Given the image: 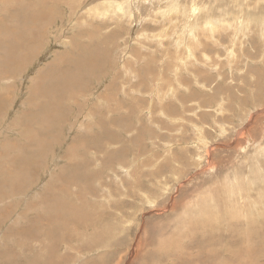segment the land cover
<instances>
[{
	"label": "rangeland",
	"instance_id": "1",
	"mask_svg": "<svg viewBox=\"0 0 264 264\" xmlns=\"http://www.w3.org/2000/svg\"><path fill=\"white\" fill-rule=\"evenodd\" d=\"M32 1L0 0V17L14 16L16 26L27 24V11L47 19L23 37L41 43L26 50L31 58L20 53L15 71L0 66V95L11 97L0 113V145L36 132L37 121L26 133L20 127L26 114L50 122L45 112L57 101L37 88L45 65L47 77L61 70L70 84L54 109L59 141L44 147L31 179L20 170L27 157L0 149V264H264V0H37L43 9ZM171 3L195 9L193 24L215 22L198 38L214 58L210 68L183 65V36L163 29ZM169 15L174 26L187 13ZM76 34L79 44L101 41L100 64L84 86L75 71L88 53L67 51ZM61 56L66 66L51 68ZM127 57H136V78L121 68ZM32 139L39 148L42 138ZM42 212L52 227L33 224L35 237L10 233Z\"/></svg>",
	"mask_w": 264,
	"mask_h": 264
},
{
	"label": "bare ground",
	"instance_id": "2",
	"mask_svg": "<svg viewBox=\"0 0 264 264\" xmlns=\"http://www.w3.org/2000/svg\"><path fill=\"white\" fill-rule=\"evenodd\" d=\"M14 2H16L17 4L21 3V0H13ZM36 4L40 5L39 3H37L36 1L37 0H34ZM52 1V0H51ZM64 0H53L52 2L54 4L58 3V2H63ZM132 1H135L137 2L138 0H130L131 4H132ZM144 1V0H142ZM141 2V0H140ZM31 3L33 5V1L31 0ZM119 1L115 3L116 7L118 8L119 6ZM139 4V2H138ZM29 5L26 4V6ZM137 5V4H136ZM44 7L40 5V9H43ZM5 9V8H4ZM15 9V8H13ZM26 9V8H25ZM28 12V22L27 24H25L24 26H16V24L14 23L13 19L14 16L12 15H8L9 18H5V17H0V48L4 49V53L2 54V56L0 55V66L4 68V73L8 72L9 70L11 71V68L13 67V71H15L18 67H19V64L16 63V60L18 58V55L21 53V60L25 61V58H31L30 54H28L26 52V50H29V48H32V49H36L38 48V46L40 45L41 46V43H39V40L37 41H34L35 40V37H33V39L30 41L29 38H27V40H23V37L25 38V35H28L30 36L31 38V35H35V28L38 26V24L40 22H43L45 19H46V13H43V14H40V13H35V14H30L29 11ZM91 13V12H90ZM96 13L97 11H93L92 14L95 15L96 17ZM170 13H187V15H185V18H180V16H175L177 19L176 21H178L180 23V25H175L174 26H169L171 23L174 22V16H170L169 14ZM150 14V13H149ZM167 14H168V21H167V24H164L165 21H166V17L163 16V18L161 20H157L160 22V24H164L166 25V27H163V29H166L167 30V27L168 29L172 28V29H176L177 31V37L182 35L183 38H177L178 39V45L180 46V44L182 45L183 49H184V52L186 54V60L184 61L183 65H186L187 63H189L191 66H194V64H200L201 66L205 67V68H210L211 65H213L215 63L214 61V58L213 57H209L208 55L204 54L205 50L201 47V44L203 43L200 39V32L202 35L203 32H208L209 33V36L213 33V28H214V25H215V22H213L212 20H205L203 22V24H200L198 23H195L193 24V21L191 22L190 21V17H193L195 16V9H189L187 10L186 8H183V11L180 10L179 6L176 4V3H171L170 4V8H169V12L167 11ZM166 14V15H167ZM172 15V14H171ZM149 16V15H148ZM135 17V16H134ZM153 17V16H152ZM139 19V17H136ZM146 18V17H145ZM154 18V17H153ZM152 18V19H153ZM161 18V17H160ZM137 19V20H138ZM47 20V19H46ZM125 20V21H133V19L131 20V16L125 18V19H122V21ZM136 20V21H137ZM150 20V19H148ZM199 20V19H198ZM141 21V20H140ZM156 21V20H155ZM156 21V23H157ZM150 22V21H148ZM139 23V21L137 22ZM146 23V22H145ZM144 23V24H145ZM135 25V24H134ZM160 26V25H159ZM162 27V26H161ZM264 27V26H263ZM263 27L261 28V30L263 29ZM237 29V28H236ZM165 30V31H166ZM238 30V29H237ZM236 30V32H237ZM41 33V32H40ZM139 34H137L136 36H138ZM163 35V34H162ZM168 34L166 33L165 36H167ZM78 34L74 35L73 37V42L69 45L70 46V49L67 50L69 51L70 53H77V50H79L80 52H87L88 55L81 61V62H78L77 64V69H76V73L79 74L80 76V79L82 81V84L84 86V79L86 76H89V75H92L93 73H95L98 69V64H100V62L97 60V56H96V51L97 49L99 48L98 46V43H100L101 45V41H96V42H92L93 44L91 45L90 42L86 43V44H79L77 43L75 40L78 38L77 37ZM264 38V36H262ZM112 39H114L115 37H110ZM263 41V40H262ZM33 42H35L34 44H32ZM211 45H212V41H210ZM200 45V46H199ZM264 46V45H263ZM165 49V48H164ZM1 50V49H0ZM197 50H200V53H201V57L198 56L197 54ZM78 51V52H79ZM1 52V51H0ZM177 54V53H176ZM30 56V57H29ZM3 58V59H2ZM135 58L136 57H130V58H126L122 65H121V68L123 69V72L124 74H132V78H136L135 75L138 74V72H136V68L133 67L135 66ZM57 60H60L58 62H60L59 64L56 63ZM62 61V62H61ZM67 63V58L66 56H61V57H57V58H53V60L51 61V63L49 64L51 66V68H56V69H59L60 67H64L66 66V63H63L65 62ZM27 62V61H26ZM262 66V65H261ZM0 67V68H1ZM46 65L44 66L43 68V73H42V76L38 77V81H39V85H38V89H40V92L43 91V93H45L49 98H51L52 100L54 101H57L56 103V106L58 105H61V102H65L64 99H61V91L70 84V79L68 77H65L64 75H61V70H57L56 71H53L52 73H50L48 75V77L45 75V70L48 69V67H46ZM250 67V66H249ZM252 67V66H251ZM256 67V66H255ZM51 68H49L48 72L51 71ZM253 69V68H252ZM219 70V69H217ZM255 70V69H254ZM255 72V71H254ZM253 72V73H254ZM137 73V74H136ZM252 73V72H251ZM77 74L73 75V76H76ZM261 75V74H260ZM259 75V76H260ZM130 78V79H132ZM178 75H173L172 76V80L173 81H178ZM223 78V76L221 77ZM260 78V77H259ZM41 80H47V83L45 86H40L42 85L43 83L41 82ZM217 80V78H216ZM222 80V79H221ZM225 80V79H224ZM219 81V80H218ZM123 82V80H122ZM125 83V82H124ZM129 83V82H128ZM127 83V84H128ZM169 83V82H168ZM221 83V82H220ZM226 83V82H225ZM126 84V85H127ZM222 84V83H221ZM125 85V84H124ZM140 85V84H139ZM170 85H171V82H170ZM160 85L157 86V88L159 87ZM163 86V85H162ZM129 87V86H128ZM172 88V87H171ZM5 87H1L0 91L1 90H4ZM123 89V88H122ZM128 89V88H127ZM167 89V88H166ZM158 90V89H157ZM173 91V90H172ZM65 92V91H64ZM86 92V91H85ZM139 92V91H138ZM158 92V91H157ZM165 92V91H164ZM167 92V91H166ZM165 92V93H166ZM1 93V92H0ZM126 93V92H125ZM149 93H152V92H149ZM155 93V91H154ZM171 93V92H169ZM155 95V94H154ZM152 95V96H154ZM164 95V94H163ZM161 96V95H160ZM165 96H167L165 94ZM44 97V96H42ZM100 97V96H99ZM104 97V96H103ZM110 97V96H109ZM132 97V96H131ZM158 97V96H157ZM169 97V96H168ZM9 96H5V95H0V113L2 114L4 111L8 110L5 109L6 106H7V103H8V100H9ZM174 98L175 99H178L176 93H174ZM36 99H40V93L37 94L36 96ZM100 99V98H98ZM133 99V98H132ZM150 99V98H149ZM158 99V98H157ZM102 100V99H101ZM50 102V101H49ZM137 102V101H136ZM150 102V101H149ZM161 102V100H160ZM135 103V102H134ZM151 103V102H150ZM161 104V103H160ZM165 104V103H164ZM154 105V104H153ZM55 106V107H56ZM164 106V105H163ZM162 106V107H163ZM55 107H49L48 109H46V112H45V115H49V118H50V122H47V123H43V120L41 119H33L31 121V118L29 115H24L22 118H21V121H20V127L23 128L24 132L25 131H29L30 129H28L27 127H32V126H35V122L37 121L38 122V127H37V130L36 132H33V133H30V135H28L29 137L26 138L28 140H26V142H23V141H19L18 139H10V140H7V144H5L4 146L0 145L1 148L0 149H5L7 146L10 145V148L11 150H14L16 152H19L21 153L18 157L14 156V160H20V159H23L25 157H27V159L25 160L24 164H23V167H20V170H22L23 173L26 174V178H29L31 179V173L34 171V174H35V170H40L38 169L39 168V161H40V158H39V155L42 154L43 152V149L44 147L48 148V146L50 145V143L52 141H55L57 140V143L59 141V138H57V136L55 134H53L52 130H54L56 128V134H59L60 131H61V116H59V114L61 113V108L59 110H54ZM145 108V106H143ZM167 107V106H166ZM142 108V110L144 109ZM148 109V107H146ZM168 108H171V106ZM164 111H165V108L163 107L162 108ZM167 109V108H166ZM168 110V109H167ZM30 112V111H29ZM150 112V110L148 111ZM153 112V111H151ZM150 112V114H151ZM168 113H170V111H168ZM171 114V113H170ZM153 121V120H152ZM19 124V123H18ZM18 126V127H19ZM34 129V128H32ZM31 129V130H32ZM22 130V131H23ZM35 130V129H34ZM198 131V134H196L197 138H198V141H201V142H205L206 139H205V136H204V132L202 131V129H197ZM26 133V132H25ZM55 133V132H54ZM24 134V133H23ZM37 134L39 135L41 138H42V143H41V146L39 148H36L35 147V140L32 139L33 136ZM21 140V139H20ZM5 142V141H3ZM27 142H31L30 144L27 143ZM54 145V144H53ZM59 145V144H58ZM19 148H22L24 150H20ZM53 151V150H52ZM4 153V152H3ZM2 154V152H1ZM17 154V153H16ZM13 158V157H12ZM77 168V165L74 166V170ZM61 169V168H60ZM82 170V169H81ZM80 171V170H79ZM75 172H78V171H75ZM73 172V173H75ZM38 173H40V171H38ZM81 173V172H80ZM70 174V173H69ZM6 176L10 177V174H5ZM4 175V176H5ZM74 175V174H73ZM77 174H75V177H76ZM82 175V174H81ZM79 176V175H78ZM80 179H83L82 176ZM85 179V178H84ZM83 179V180H84ZM236 179V177H235ZM27 181V180H26ZM66 181V180H65ZM29 182V180L27 181ZM31 182V181H30ZM77 182V181H76ZM88 182V181H87ZM67 183V182H66ZM6 184V183H5ZM71 184V183H70ZM229 184V182H228ZM15 186H18V183L15 182L14 183ZM28 185V183H27ZM84 185V184H83ZM21 186V185H20ZM72 186V185H71ZM230 186V185H229ZM81 187V186H80ZM227 187V186H226ZM82 188V187H81ZM85 188V186H84ZM90 188V186H89ZM79 189V188H78ZM89 190V189H88ZM87 190V191H88ZM69 191V190H68ZM81 191V190H80ZM83 191V190H82ZM230 191V190H228ZM79 192V191H78ZM83 193V192H82ZM89 193V191H88ZM230 193V192H228ZM8 194V193H6ZM233 194V192H232ZM15 195V194H14ZM86 195V194H85ZM105 195V194H104ZM103 195V197H105ZM18 196V195H17ZM41 196V195H40ZM75 196H79V195H75ZM117 196V195H116ZM11 197V196H10ZM80 197V196H79ZM82 197H84L82 195ZM41 198V197H40ZM75 198V197H74ZM107 198V197H106ZM1 199V198H0ZM94 199V198H93ZM105 199V198H104ZM52 199H49V201H51ZM81 200V198L79 199ZM87 201V200H86ZM118 201V200H117ZM52 202V201H51ZM58 202V201H57ZM42 203H45V202H42ZM55 203V202H54ZM113 203V202H112ZM111 203V204H112ZM45 204H48V203H45ZM83 204V203H82ZM56 206V204H54ZM11 206V205H10ZM46 206V205H45ZM53 206H51L52 208ZM66 208L68 207V205L65 206ZM70 207V205H69ZM224 207V206H223ZM38 208V207H37ZM57 208V206H56ZM71 208V207H70ZM2 209V208H1ZM0 209V210H1ZM69 209V208H68ZM76 209V208H75ZM78 209V208H77ZM76 209V210H77ZM6 210V209H5ZM45 210V208L43 209ZM53 210V209H52ZM59 210V208H58ZM64 210H67V209H64ZM74 210V209H73ZM47 211V210H45ZM56 211V210H55ZM54 211V212H55ZM2 212V211H0ZM59 212H64V211H59ZM68 212V211H67ZM76 212L79 213V211L77 210ZM75 212V213H76ZM49 213V211H48ZM57 213V211H56ZM66 213V211L64 212ZM71 213V212H70ZM80 213H81V219L80 221L83 222V224L86 223V216L87 214L84 213L82 211V209H80ZM79 213V215H80ZM241 213H243V210L241 211ZM55 214V213H54ZM122 214V213H121ZM244 214V213H243ZM49 215V214H48ZM48 215L44 212H42V214H39L37 216V218H30L29 219V225L28 223L26 224L27 226L25 227H21L17 230L13 229H10V233H15V234H18V233H21V235H27L29 236L30 234V237H35L33 235V230H32V225L33 224H36L34 226H37L38 223L40 224H44L46 226H49L51 223L48 222ZM56 216L58 215L55 214ZM68 215V213H67ZM76 215V214H75ZM246 216V215H245ZM244 216V217H245ZM2 217V214L1 216ZM61 217V216H60ZM66 217V216H65ZM69 217V221L67 223H69V225H71L73 222H76L75 220L77 219V217H74L73 213L70 214V216H67ZM66 217V218H67ZM46 218V221L44 220ZM62 218L64 217H61V223H63V219ZM249 221H250V217H248ZM247 219V220H248ZM66 220V219H65ZM45 221V222H43ZM56 221V220H55ZM54 221V222H55ZM79 221V220H78ZM77 221V222H78ZM252 221V220H251ZM58 222V221H57ZM60 222V221H59ZM248 222V221H247ZM253 222V221H252ZM15 223V222H14ZM65 223V222H64ZM63 223V224H64ZM67 223L65 224V226H69L67 225ZM62 224V226H63ZM78 224V223H77ZM250 224V223H249ZM252 224V223H251ZM39 225V224H38ZM75 225V224H74ZM80 225V224H79ZM40 226V225H39ZM56 226V225H55ZM61 226V227H62ZM44 227V226H43ZM50 227H52L50 225ZM34 228V227H33ZM42 229V227H41ZM44 229V228H43ZM42 229V230H43ZM48 230V228H45ZM50 229V228H49ZM8 230V229H7ZM40 230V228H39ZM38 230V231H39ZM41 230V231H42ZM55 230H59V229H55ZM66 230V229H64ZM70 231V230H69ZM69 231L67 233H69ZM83 231V230H82ZM64 232V231H62ZM38 234V233H37ZM59 234V233H58ZM61 234V233H60ZM9 235V234H8ZM64 235V234H63ZM66 235V233H65ZM52 236V235H51ZM62 236V235H61ZM60 236V237H61ZM55 237V235L53 236ZM67 237V235L65 236ZM64 238V237H63ZM78 238V237H77ZM62 239V238H61ZM28 240V239H27ZM30 240V239H29ZM69 240V239H68ZM76 240V239H75ZM31 241V240H30ZM64 241V240H63ZM77 241V240H76ZM92 241V240H91ZM10 242V241H9ZM43 242V241H42ZM66 242V241H65ZM64 243V242H63ZM52 247V246H51ZM49 251V249H48ZM52 251V249H51ZM49 251V252H51ZM76 251V250H75ZM264 254V253H263ZM41 255V254H39ZM42 256V255H41ZM46 258V256H45ZM64 260V259H63ZM47 261V259H46ZM50 261V260H49ZM60 262V261H59ZM51 263V262H50ZM47 264V262H46ZM52 264V263H51ZM58 264V263H57Z\"/></svg>",
	"mask_w": 264,
	"mask_h": 264
}]
</instances>
